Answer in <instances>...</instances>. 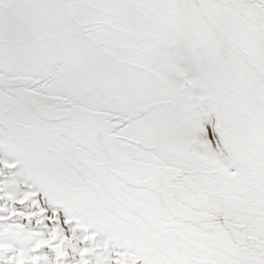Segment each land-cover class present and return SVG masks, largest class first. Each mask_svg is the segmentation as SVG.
I'll use <instances>...</instances> for the list:
<instances>
[{
    "label": "snow or ice",
    "instance_id": "6c2138e0",
    "mask_svg": "<svg viewBox=\"0 0 264 264\" xmlns=\"http://www.w3.org/2000/svg\"><path fill=\"white\" fill-rule=\"evenodd\" d=\"M0 264H264V0H0Z\"/></svg>",
    "mask_w": 264,
    "mask_h": 264
}]
</instances>
